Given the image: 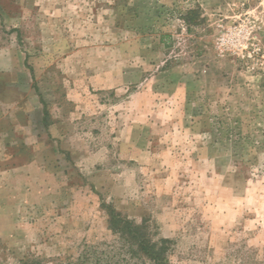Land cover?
<instances>
[{"label": "rangeland", "instance_id": "374dc122", "mask_svg": "<svg viewBox=\"0 0 264 264\" xmlns=\"http://www.w3.org/2000/svg\"><path fill=\"white\" fill-rule=\"evenodd\" d=\"M102 204L264 264V0H0V264L106 248Z\"/></svg>", "mask_w": 264, "mask_h": 264}, {"label": "trees", "instance_id": "16d2710c", "mask_svg": "<svg viewBox=\"0 0 264 264\" xmlns=\"http://www.w3.org/2000/svg\"><path fill=\"white\" fill-rule=\"evenodd\" d=\"M194 14L188 12V17ZM186 17V20L188 19ZM191 19H188V23ZM108 218V230L114 241L101 249L89 247L79 257L78 264H168L171 241L154 239L147 221L141 224L123 218L111 206L102 204ZM87 248V247H86Z\"/></svg>", "mask_w": 264, "mask_h": 264}]
</instances>
